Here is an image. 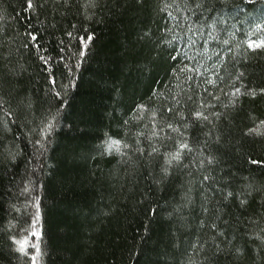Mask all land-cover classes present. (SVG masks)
Masks as SVG:
<instances>
[{"label":"trees","instance_id":"obj_1","mask_svg":"<svg viewBox=\"0 0 264 264\" xmlns=\"http://www.w3.org/2000/svg\"><path fill=\"white\" fill-rule=\"evenodd\" d=\"M174 2L183 9V0H96L94 8L89 0L67 5L33 0L32 10L27 0H0V264H30L9 237L28 227L25 221L35 213L22 197L11 195L33 166L40 198L36 230L42 233L38 264H264V167L247 162L264 161V49L247 47L250 39H264V0H206L194 13L167 9L179 18V27L161 11ZM221 18L226 21L222 30L209 36L207 24ZM189 25L194 32L187 31ZM68 31L93 40L65 96L59 84L68 83L67 72L59 57L68 55L60 51L69 44ZM28 33L38 37V50ZM174 36L169 46L166 41ZM190 36L195 43H188ZM71 46L79 50L78 39ZM40 55L51 58L57 89L48 83ZM185 65L187 71H176ZM237 87L241 92L233 96ZM56 90L65 105L37 161L29 141L49 117L50 106L54 110ZM250 90L255 97L246 94ZM168 106L183 112L186 126H177L196 151L185 154L188 167H174L165 178L163 153L175 150L180 133H170L171 140L163 133L153 139L160 152L152 156L146 137L153 121L180 119L167 113ZM195 111L209 120H197ZM217 112L219 118L213 115ZM138 132L144 133L139 137L143 156L133 151ZM114 139L121 141L119 151H104ZM17 152L13 161L9 154ZM203 158L214 162L205 159L201 167ZM12 172L15 184L9 182ZM205 175L214 180H203ZM228 191L248 203L241 208L235 196L225 201ZM205 194L211 198L208 207L223 209L216 230L207 226L215 213L201 212ZM186 196L193 203L176 213ZM10 203L20 211H12ZM217 231L225 232L216 236L220 252L211 239ZM197 237L207 241L205 247L190 246Z\"/></svg>","mask_w":264,"mask_h":264},{"label":"snow or ice","instance_id":"obj_2","mask_svg":"<svg viewBox=\"0 0 264 264\" xmlns=\"http://www.w3.org/2000/svg\"><path fill=\"white\" fill-rule=\"evenodd\" d=\"M247 3L252 4L254 2V0H246ZM63 3L65 5H67L68 0H63ZM97 3L96 0H89V4L88 7H96ZM206 6V0H183V9H187L189 12H195V10L197 9H201L204 8ZM35 7H37V5H35L33 3V0H27L26 3V8L29 10L34 9ZM171 7H176V9L178 11H182L183 9L181 8L180 4L178 3H173V4H165L164 8L161 11H167V9L171 8ZM167 15L168 17H170L173 20L177 21V24L174 25V27H179V18L176 16H173V13L171 11H167ZM187 19V18H185ZM226 21L221 18L219 21L213 19L211 23L207 24V28L210 29L211 31L208 32L209 36H212L213 32H218L221 31L222 29L220 28V25L225 24ZM76 25L73 24L72 28L76 29ZM261 25L257 24L256 28L260 29ZM169 32L173 31V29H168ZM187 31L189 33L194 32V28L189 25L187 28ZM230 35H232V33H230ZM28 36L30 37V39L33 42H37L38 41V37L32 33H28ZM66 36L69 38V44L62 47L60 49L61 53H64L65 51L68 52L67 56L61 55L59 57V62L63 64L66 72H67V79H68V83L64 84V83H60L59 84V88L63 90L64 95L66 96L68 89L74 87V81L72 80V76L74 74V69H78L81 66V63L83 62V59L87 56L88 51H89V44L90 42L93 40V36L92 35H87L85 36H74V33L72 31H68L66 32ZM176 37L174 36L172 38V40H167L166 43L171 46L172 45V41L175 39ZM74 39H78L79 44H80V48L77 51H73L72 50V46H71V41ZM189 44H193L195 43V41L192 39V37H189L188 40ZM224 44H228L229 41L227 39L223 40ZM61 44H64V41L61 40ZM37 50L40 48L39 43L37 42L35 44ZM24 48H28L29 45L28 44H24L23 45ZM247 47L249 50H257V49H264V39H261L259 41L256 40H249L247 42ZM219 55V54H217ZM173 60L178 59L177 57L173 56L170 57ZM40 61L42 62V64L45 67V70L49 73V80L48 83L51 85L52 89H57L58 84H57V80L56 77L54 75V70L51 68L50 66V57H45L44 55H40L39 56ZM73 59H75V64H71L69 63L70 61H72ZM187 65L184 66V68L178 69L176 71H187ZM241 76H243V73L240 74ZM186 79H192V77H187ZM209 83H211V81H208ZM261 93H264V88H262ZM241 92V89L239 87H237L235 89V92L233 93V96H235L236 94H239ZM246 94L251 95L253 97H255L256 92L255 90H250L248 91ZM52 95L54 97V99L57 101V104L55 105V108L53 110V108L50 106L49 109V117H47L44 121L41 122L40 125L37 126V129H35V139L30 140L29 142L33 144L34 150H35V159L37 161H39L40 157L43 156L45 154L46 151V142H48L51 138L52 133L55 131V128L57 126V124L59 123L60 119H61V115H62V108L65 105V99L64 96H62V91L61 90H56L52 92ZM189 99H191V97H189ZM219 99V98H217ZM174 100V104H180V100L176 99L175 97H173ZM138 107H142V106H138ZM167 113L171 114V113H176V115L178 117H180V119L178 121L175 122H166L165 124H157L155 121H153V131L151 132V135L147 136L146 139L149 141V147H150V152H148L149 156H152L154 154H158L160 152V149L151 143V141L153 139H160L161 138V134L163 133L164 136L163 138L165 140H171V135L170 133H180V139L177 140L175 142V150L173 151H169V152H165L163 153L164 156V166L162 167V172L164 174V177H168L170 175V169L174 168V167H188V165L183 164V159L185 154H191L193 152L196 151V149L191 146L186 140L183 139V133L181 132V128L178 127L177 125H184V120L185 117L183 115V112L177 111V109L174 106H168L166 109ZM194 117L197 120H204V121H208L209 120V116L205 115L202 111H195L193 113ZM214 116H216L217 118L220 117V113H213ZM66 118V117H65ZM161 119L165 120V116L163 114H161ZM128 121H125V124H127ZM256 132L257 135H260V133L256 130L253 129H249V133L252 132ZM137 140H136V145L137 147L133 148V151L136 153H139L141 156L145 155V148L143 147H139L141 141L139 139V137L144 136V133L142 132H138L137 134ZM120 145H121V141L120 140H111L110 142H106V147L104 148V151L106 152H111L113 150V148H115L117 151H119L120 149ZM124 148H129L131 147L128 144H124L123 145ZM11 156V159L13 161H15L17 159V157L19 156V152L12 154H9ZM121 155H126V153H121ZM130 158V157H129ZM205 159H207V163L208 164H212L214 162V160L212 158H203L200 160V165L201 167H203ZM248 163L252 164V165H256L257 167H264V161L261 160H257L255 158H249V160L247 161ZM39 170H43V164L41 163L40 165V169ZM37 171V168L35 166H33L31 173H29L28 169H25L24 174L20 177L21 179V183L19 185H16L18 191L15 193H12V197L14 199H20L21 197L27 201V206L30 207H34L35 208V213L32 214V216L30 217V219L26 220L25 223L28 225V227H21V233L18 235H12L10 236V240L11 243L15 246V251L18 252L19 254H21L22 256L28 258L30 260V264H38V260L40 259V257L42 256V249H41V241H42V233L38 232L36 230V224L40 219V198L38 195H35V192L37 190V185L39 184L38 179L35 178V173ZM9 178H10V183L15 184V176L16 173L12 172L9 173ZM203 180L208 181V180H214L213 177L207 176L205 175L203 177ZM249 188H251V185L248 186ZM216 192H220L222 191L220 188H216L215 189ZM252 192L249 191L248 192V196H251ZM236 197L239 200V205L241 206V208H243L247 203L248 200L246 198H241V196L233 193L232 191H228L225 195H224V200L227 201L229 198L232 197ZM211 198L208 197L205 194V204L201 205V212L204 215H208L210 213H215V217L214 219L211 221L210 224H208L207 226L210 227L212 230H216L218 228V224L216 223L217 220L221 219V212L223 211V209L221 207H217V206H213L212 208L208 207V203H210ZM193 203L192 199L190 197L186 196V203L184 205H178L174 211L176 213H179L181 211L182 207H188ZM10 209L12 211H16L19 212L20 209L16 206L15 203H10ZM261 206L262 208H264V201H261ZM153 214L155 215L156 212L155 210H153ZM169 215L171 216L172 213H169ZM179 219L181 221H186L187 217L185 216H180ZM225 224H227V221H224ZM185 226V225H182ZM199 226L201 228L206 226V221L204 219H201L199 221ZM216 236H220L223 237L225 236V232L224 231H217L216 235L211 237L215 248L217 249V252L222 251L223 249L221 248V245L219 243H216ZM259 238V237H258ZM207 243V241H205L204 243H200V238L197 237V241L194 243H191L190 246L193 248L197 247V244H199V247L203 248L205 247V244ZM229 245H231V240L228 241ZM240 249L237 248L236 252L239 254L240 253Z\"/></svg>","mask_w":264,"mask_h":264}]
</instances>
